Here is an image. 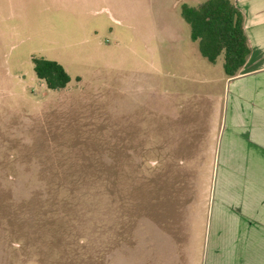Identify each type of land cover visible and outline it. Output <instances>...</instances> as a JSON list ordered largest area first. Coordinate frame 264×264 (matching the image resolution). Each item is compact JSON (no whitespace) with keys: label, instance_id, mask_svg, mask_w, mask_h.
Returning <instances> with one entry per match:
<instances>
[{"label":"rangeland","instance_id":"1","mask_svg":"<svg viewBox=\"0 0 264 264\" xmlns=\"http://www.w3.org/2000/svg\"><path fill=\"white\" fill-rule=\"evenodd\" d=\"M202 1L0 0V264L204 263L229 114Z\"/></svg>","mask_w":264,"mask_h":264},{"label":"crops","instance_id":"2","mask_svg":"<svg viewBox=\"0 0 264 264\" xmlns=\"http://www.w3.org/2000/svg\"><path fill=\"white\" fill-rule=\"evenodd\" d=\"M230 1L244 14L251 53L237 75L223 80L228 167L203 264H264V0Z\"/></svg>","mask_w":264,"mask_h":264},{"label":"trees","instance_id":"3","mask_svg":"<svg viewBox=\"0 0 264 264\" xmlns=\"http://www.w3.org/2000/svg\"><path fill=\"white\" fill-rule=\"evenodd\" d=\"M180 15L190 27V39L210 63L223 56L222 69L233 77L246 63L250 45L244 31V14L230 0H204L196 5L182 4ZM37 78L50 90L61 89L69 81L64 67L54 60L32 58Z\"/></svg>","mask_w":264,"mask_h":264}]
</instances>
